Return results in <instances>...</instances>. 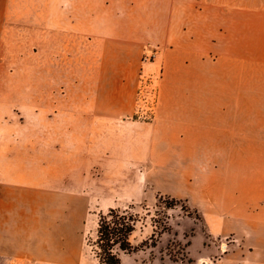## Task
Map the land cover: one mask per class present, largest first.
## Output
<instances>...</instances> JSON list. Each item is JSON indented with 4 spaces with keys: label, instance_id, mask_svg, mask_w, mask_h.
<instances>
[{
    "label": "crops",
    "instance_id": "0c3cea01",
    "mask_svg": "<svg viewBox=\"0 0 264 264\" xmlns=\"http://www.w3.org/2000/svg\"><path fill=\"white\" fill-rule=\"evenodd\" d=\"M148 2L104 0L101 10L96 0H0V50L15 47L22 30L23 59L38 53L47 66L40 74L46 82V91L40 96L46 101L36 112L51 114L41 127L50 134L54 130L55 136H48L46 142L56 149V160L64 154V164L58 162L56 170L64 167L67 172L53 173L54 158H47L40 180L24 178L17 183L9 176L0 181V259L9 264L16 260L23 264H86L85 241L98 216L95 210L116 209L123 206L120 200H128L126 186L107 179L132 174L141 180L138 166L158 156L152 133L147 128L145 132L143 123L131 120L137 74L146 66L143 50L147 39L123 37L131 31L129 26L105 24L104 37L98 41L103 48H131L137 52L134 58L122 52L106 56L104 51L100 74L93 80L84 78L83 84L73 77L65 81L64 70L53 72L49 67L79 65L81 49H96L97 18L121 17L126 9L124 18H139L142 23H148L149 17L165 16L164 42L173 44L182 35L184 49L191 47L193 25L198 20L199 40L216 51L222 64L264 68V0H166L165 13L161 0H152L150 8ZM121 8L125 11L119 13ZM154 22L156 28L161 26V21ZM181 22L184 28L179 32L175 24ZM83 64L95 65V57L84 58ZM222 77L235 82L241 74L232 71ZM217 94L227 98L226 103L206 107L200 116L201 158L205 160L199 184V212L206 237L203 264H264V104L234 100L264 97V89L257 93L234 88L232 83V88ZM65 101L74 104L67 108ZM67 111L71 117L59 121ZM64 175L88 176L104 184L76 191L73 184L53 179ZM138 188L141 192L142 181L129 200L139 199Z\"/></svg>",
    "mask_w": 264,
    "mask_h": 264
},
{
    "label": "rangeland",
    "instance_id": "374dc122",
    "mask_svg": "<svg viewBox=\"0 0 264 264\" xmlns=\"http://www.w3.org/2000/svg\"><path fill=\"white\" fill-rule=\"evenodd\" d=\"M96 1L97 9L102 10L104 0ZM106 1L118 3L120 0ZM165 1L161 0L162 13L167 9ZM35 4L38 9V1ZM150 5L152 0H149L146 7L150 8ZM122 11L125 10H118L119 13ZM126 12L127 9L121 17L113 15L97 18L100 19L97 21V47L90 52L88 49H81L78 54L79 65L55 64L49 67L53 72L58 70L61 73L64 70L65 81L73 77L81 80L80 84H83L84 78L90 77L93 80L95 75L100 74L98 70L104 51L106 56H115L122 52L134 58L137 52L131 48L120 49L114 45L110 50L103 48L98 41L104 37L102 30L105 24L112 28L129 26L131 31L123 34V37H142L149 41L143 50L146 66L137 74L135 113L131 120L143 123L145 132L149 130L152 133L154 151L158 156L155 160L145 161L138 166L141 180L139 175L136 178L132 174L107 179V182L114 180L117 185L126 186L128 200H120L123 206L116 209L137 220L136 230L130 237L136 249L132 253L123 252L119 248L115 251L123 264H203V259L206 258L203 255V238L206 237L199 212V184L201 167L205 160L201 158L200 116L206 107L221 104L223 101L226 103L227 98L219 96L217 91L232 88V83L234 88L250 89L257 93L262 91L264 68L262 65L248 63L222 64L216 51L206 48L207 43L199 40L198 20L193 25L195 36L191 37V47L184 49L182 35L173 44L164 42L167 17L153 16L147 18L148 23H142L139 18L133 21L124 18ZM157 20L161 21L158 28L154 22ZM176 21L180 23V20ZM175 27L182 32L184 25L181 22L175 24ZM111 34L113 37L117 36ZM20 36L15 47L0 50V175L4 174L0 181H6L9 176H13L17 183L24 178H43L41 174L46 172L44 167L47 158H54L51 162L53 173L67 174L64 167L61 171L56 170L58 162L63 161L64 154L60 155V161L56 160V149L46 142L48 136H55L54 130L50 134L41 127L42 121L47 120L51 114L36 112L39 104L46 101L40 96L41 91H46V82L40 79V74L45 72L47 66L41 62L38 53H32L31 59H23L25 49L22 30ZM35 51L38 52V48ZM88 57H95V65L83 64L84 58ZM72 67L74 71L70 72ZM232 71L241 74L240 81L232 82L226 77L223 79L222 74ZM248 99L250 103L253 99L255 104H264L263 96L234 98L235 103H247ZM228 100L232 101V98L228 97ZM73 102L65 101L64 104L70 108ZM70 117L71 111H67L61 115L59 121ZM58 178L66 184H73L76 191L81 187L87 189L90 185L94 188L96 183L104 184L90 180L88 176L53 177L59 180ZM140 181L143 182V188L141 192L138 188L139 199L129 200ZM20 199H23L22 195ZM172 199L179 200L180 203L169 208L167 205L171 204ZM109 210L101 213L95 210L98 216L96 222L90 224V233L85 241L86 264L100 263L96 244L98 222L100 215L107 214ZM143 243L147 246L141 248ZM0 264L9 262L0 259ZM15 264L23 262L16 260Z\"/></svg>",
    "mask_w": 264,
    "mask_h": 264
},
{
    "label": "trees",
    "instance_id": "16d2710c",
    "mask_svg": "<svg viewBox=\"0 0 264 264\" xmlns=\"http://www.w3.org/2000/svg\"><path fill=\"white\" fill-rule=\"evenodd\" d=\"M171 201V204L167 205L169 208L180 203L176 199ZM136 222L133 216L121 214L117 209H110L107 214L100 215L96 242L99 249V264H122L116 248L126 253H132L136 249L130 240L136 230ZM146 246L147 244L143 243L141 248Z\"/></svg>",
    "mask_w": 264,
    "mask_h": 264
},
{
    "label": "built area",
    "instance_id": "2783aa9c",
    "mask_svg": "<svg viewBox=\"0 0 264 264\" xmlns=\"http://www.w3.org/2000/svg\"><path fill=\"white\" fill-rule=\"evenodd\" d=\"M227 246V244L225 243V244H222L221 245V249H223L224 250V248ZM206 264V263H205Z\"/></svg>",
    "mask_w": 264,
    "mask_h": 264
}]
</instances>
